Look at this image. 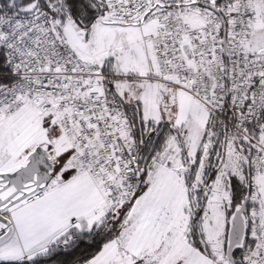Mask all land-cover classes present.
Segmentation results:
<instances>
[{"label": "snow or ice", "instance_id": "6c2138e0", "mask_svg": "<svg viewBox=\"0 0 264 264\" xmlns=\"http://www.w3.org/2000/svg\"><path fill=\"white\" fill-rule=\"evenodd\" d=\"M0 264H264V0H0Z\"/></svg>", "mask_w": 264, "mask_h": 264}]
</instances>
